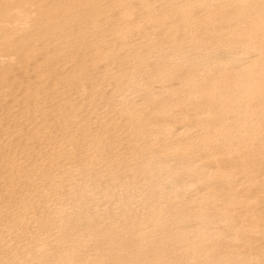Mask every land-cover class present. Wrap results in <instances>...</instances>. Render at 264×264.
<instances>
[{
  "label": "bare ground",
  "instance_id": "bare-ground-1",
  "mask_svg": "<svg viewBox=\"0 0 264 264\" xmlns=\"http://www.w3.org/2000/svg\"><path fill=\"white\" fill-rule=\"evenodd\" d=\"M0 264H264V0H0Z\"/></svg>",
  "mask_w": 264,
  "mask_h": 264
}]
</instances>
